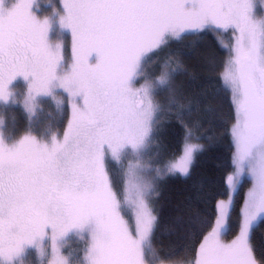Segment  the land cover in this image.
Instances as JSON below:
<instances>
[{
	"label": "snow or ice",
	"instance_id": "obj_1",
	"mask_svg": "<svg viewBox=\"0 0 264 264\" xmlns=\"http://www.w3.org/2000/svg\"><path fill=\"white\" fill-rule=\"evenodd\" d=\"M3 4L0 101L7 103L10 85L23 78L26 100L55 99L57 89L67 93L71 118L62 138L48 142L25 136L9 146L0 137V264H18L28 249L49 248L51 264H72L62 249L73 233L84 242L76 264H147L156 182L187 176L202 147L186 143L163 167L140 163L158 123L155 96L168 90L175 71L149 79L143 64L183 34L218 30L234 37L223 73L235 111L234 171L194 264H258L250 238L264 221V15H255L254 0H64L59 25L71 34L70 68L62 66L61 45L49 40L50 20L31 11L32 0ZM127 156L136 162L125 170L119 193L107 161ZM245 174L253 188L240 210L238 234L225 242L233 195Z\"/></svg>",
	"mask_w": 264,
	"mask_h": 264
},
{
	"label": "trees",
	"instance_id": "obj_2",
	"mask_svg": "<svg viewBox=\"0 0 264 264\" xmlns=\"http://www.w3.org/2000/svg\"><path fill=\"white\" fill-rule=\"evenodd\" d=\"M229 36L209 31L184 35L166 44L154 56L152 77L158 76L162 69L175 71L168 90L158 91L155 96L160 112L149 147L152 165L177 155L186 139L187 129H191L188 138L202 147L187 176L174 175L156 185L152 208L157 220L151 246L154 259L162 263L189 261L195 257L203 237L215 224L217 203L229 194L226 178L234 167L228 132L235 111L221 79V65L228 56L222 42L229 41ZM61 123L60 120L58 124ZM18 125L20 128L21 123ZM246 180L240 182L233 197L227 235L230 238L235 234L232 227L237 216L235 212L250 186ZM263 235L264 221L252 234L258 256L264 253ZM64 255L68 256L67 249Z\"/></svg>",
	"mask_w": 264,
	"mask_h": 264
},
{
	"label": "rangeland",
	"instance_id": "obj_3",
	"mask_svg": "<svg viewBox=\"0 0 264 264\" xmlns=\"http://www.w3.org/2000/svg\"><path fill=\"white\" fill-rule=\"evenodd\" d=\"M3 6L5 8H11L14 3H19L20 0H3ZM63 2L64 0H32V9L34 15L37 16L38 19H49L51 23V29L49 32V40L50 42L55 44L61 45V56H62V66L65 68H70L73 62V52L71 47V34L70 31L67 29H62L59 25V17L64 14L63 9ZM254 13L256 16L264 15V4L262 0H254ZM210 32V31H209ZM217 35L219 34H229L230 38L229 41L226 40L224 43L222 42L224 50L227 51L228 56L225 59L224 63L221 65V79L223 81L224 86L230 93L231 99L232 94L230 88L224 83L223 80V73L227 66V62L229 60L230 55V47L234 42V37L232 35L231 30L225 31H216L213 32ZM196 33H186L184 35H190ZM176 40H171L173 42ZM169 42V43H170ZM168 44V43H167ZM224 45H228L229 47H224ZM166 45L162 46L157 52L163 49ZM153 53L149 58L146 59L145 63L143 64L142 71L144 72L145 76L149 79H155L158 77L162 72H159L158 76L152 77V66L154 65V56L157 53ZM92 62H95V56L92 57ZM156 62V61H155ZM165 69V68H164ZM13 95L8 100L7 103L0 101V137L4 139V142L11 146L15 141L25 137V136H34L38 140L48 142L53 136H56L58 139L62 138L63 132L66 130L68 120L71 118V107L68 103V95L62 89H57L54 93L55 99L50 96H38L36 97L35 101L26 100V92H27V83L23 80V78H17L12 85H10ZM163 91V90H160ZM234 107V106H233ZM19 120V121H18ZM62 121L61 125L58 124L59 121ZM19 122L21 123V127H19ZM235 122V116L232 125L229 129L230 140L232 144V153L234 154L235 148L233 139L231 136V129ZM13 126L12 128H10ZM17 127V129H16ZM59 128V130H57ZM18 134L16 135V132ZM186 143H196L195 141H191L189 138L183 141L182 147L177 153V155L173 156L169 160L165 161L164 163L158 162L155 166L163 167L166 163L170 162L174 158H178L182 154V148ZM196 155V154H195ZM136 158L133 156H127L124 158L123 162H114L111 159L107 161V169L112 177L114 188L117 192L122 193L124 187V173L125 170L128 168L130 163H135ZM152 151L150 148L147 149V153L144 158L140 161L141 164L150 163L152 165ZM234 171V170H233ZM173 175H164L161 179L156 182V185L159 181L164 178L171 177ZM175 176H181L179 174ZM245 178H248L250 188L244 194L240 206L238 208L236 220H234V225L232 227L235 230V234L230 238L238 234L239 231V223H240V210L243 207L244 198L246 194L253 188V184L250 180V177L245 174L241 177V181ZM156 188V186H155ZM154 188V191H155ZM154 191L151 196V205H153L154 200ZM234 197V195H233ZM227 200V198L225 199ZM234 205V198L233 204L230 209L229 216L232 212ZM127 214V213H126ZM128 219L131 223L134 221L130 214H128ZM228 223H230V218ZM226 231V230H225ZM224 231V233H225ZM253 234V233H252ZM252 234H251V242H252ZM207 235V234H206ZM264 238V235H263ZM262 240V247L264 240ZM152 241V239H151ZM147 246L145 249V260L147 264H194V258L189 261H181L177 263H162L154 259V252L152 251V246ZM229 241V240H228ZM202 242V241H201ZM253 243V242H252ZM253 245V244H251ZM83 248L84 242L79 239L77 235L74 233L69 235L64 242V247L62 249V253L64 255V250H68L67 257L72 264H76V262L81 261L83 259ZM199 248V247H198ZM197 248V250H198ZM2 259V258H0ZM52 255L50 248L48 250L37 251L35 249H28L25 255L18 261V264H51Z\"/></svg>",
	"mask_w": 264,
	"mask_h": 264
},
{
	"label": "flooded vegetation",
	"instance_id": "obj_4",
	"mask_svg": "<svg viewBox=\"0 0 264 264\" xmlns=\"http://www.w3.org/2000/svg\"><path fill=\"white\" fill-rule=\"evenodd\" d=\"M246 179V178H245ZM247 183L249 182V180H248V178H247ZM249 188H250V186H249ZM248 188V189H249ZM261 223V222H260ZM259 223V224H260ZM258 224V225H259ZM256 230V228H254L253 229V231H252V233L254 232ZM228 232H229V227L226 229V231H225V233H223V235H222V239L225 241V242H230L232 239H234V237L232 238V239H230V237H228L227 235H228ZM229 240V241H228ZM251 244H253L252 242H251ZM252 249H253V256H254V258H255V260L258 262V264H264V253H263V256H258L257 255V250H256V247H254L253 245H252ZM262 249H264V243H263V247H262Z\"/></svg>",
	"mask_w": 264,
	"mask_h": 264
}]
</instances>
